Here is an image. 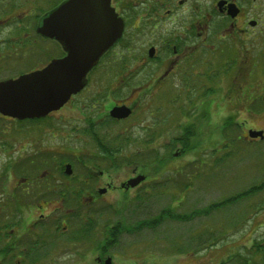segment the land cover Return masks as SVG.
<instances>
[{"label":"rangeland","instance_id":"374dc122","mask_svg":"<svg viewBox=\"0 0 264 264\" xmlns=\"http://www.w3.org/2000/svg\"><path fill=\"white\" fill-rule=\"evenodd\" d=\"M24 1L26 6L14 8V17L22 16L24 11L30 8H33V15H35L45 10L47 2L51 0L44 4H42L43 0ZM0 5L3 3L0 2ZM257 6L259 9V4ZM3 18L1 17V20ZM1 20L0 22H3ZM1 24L0 43L11 41L6 33L9 30L8 27L12 25L9 24L6 28ZM158 26L161 27V23ZM259 31H254L250 37L231 38L226 47L223 43L217 49L211 47L214 46V41L211 40L213 36L208 35L205 43L210 45L205 46L204 58L210 59L212 68L220 70V81L213 87L214 95H206L203 101L201 99L197 102L198 112L195 117L189 119L179 117L176 111L182 107L172 109L174 100L169 98L170 94H163L165 103L156 102V106L157 108H160V105L167 106V109L158 111L156 125H149L148 119L145 122H138L133 115L125 122L111 126L109 135L113 137L121 134L118 136L121 141L120 158H128L132 161L144 160L143 162L147 161L148 164L147 155L150 156L149 158L152 157L150 161H154V164L150 162L152 166H149V169L154 172H151V179L136 188L135 193L129 194L128 198L124 197L126 194L122 196V199L117 195L106 198L104 203H98L100 207L97 208V212L95 210L87 214L93 222L91 224L94 228L92 242L83 241L78 235L72 242L65 235L56 243L52 252L48 253V257L39 262L25 264H98L94 258L105 254L104 258L110 257V264H220L234 253L243 252L245 247L250 246L253 239L261 238L264 231V139L251 141L242 138L246 129L243 127L264 129V108H262L264 103L261 104V101L264 102V28ZM41 46L48 51L53 44L42 42ZM130 48L132 52L129 57H132L126 61L123 60V57L127 56L125 52L122 57L115 54L106 56L105 63H115V67L119 70L115 68L114 73L109 69L106 72L105 67L100 68L99 72H95L92 76L93 81L90 82V86L88 85V88L77 96L78 98L73 99V103L71 102L73 106L69 105L63 112L67 115L73 112L77 120H82L78 115L80 111L84 112V116L94 115V111L104 104L95 105L92 114L89 113L91 108L87 110L86 107L90 101L83 97L98 94L103 89L105 91V86L110 84L108 81H112L113 73L117 77L118 84L125 79L124 93L120 86L116 88V82H113L109 88H113L112 90L119 95V98H125L126 94H129L128 91L133 88L131 82L134 67L130 62L140 52V46L135 40L130 44ZM142 50H144L143 45ZM121 51L122 48H119V52ZM3 53H0V78L15 72L11 63L17 58L15 56L7 58L6 55L2 56ZM159 56L161 57L162 54L159 53ZM228 65L231 66L228 68ZM225 68L228 69L223 74ZM121 69L124 70L121 71ZM193 72L196 71L193 69ZM197 78L195 76L193 87H195V81L199 82ZM127 80L129 84L126 83ZM170 88L169 92H173L172 95L180 87L179 84L178 86L171 84ZM239 97H243L244 100L240 101ZM253 98L255 99L252 100ZM250 101L251 104H249ZM178 102L179 105H183L181 103L184 100ZM250 111L256 113L248 115ZM201 112H210L211 116L204 114V119L200 120L197 116H202ZM235 112L234 120L237 127L232 128V132L229 131L226 137L221 136L219 128L223 123V116ZM191 122L189 127L193 129V134L191 132L193 136L190 137V148L183 151L180 144L174 143V138L186 136L184 133L187 127L184 126ZM16 127H20V124L5 121L0 117V145H9V137L16 132ZM30 127H37L39 131L46 127V124H29ZM199 128L202 131H198ZM16 133H18L17 141H21V133ZM28 135L31 140L35 134ZM127 135L133 136L134 141L124 142ZM203 136L204 145L201 146ZM68 139L63 143L57 141L58 144L54 143L48 148H43L41 145V147H35V143L29 145L24 155L33 161L25 162V173L40 174L45 170V163L43 165L41 156L38 157L40 153L42 155L45 153L51 154L48 159L52 163V169H55L61 159L69 158L74 161L73 174H79L81 166L74 157L87 158L88 154L96 155L97 151L93 144H89L86 140L80 146L78 141L72 143V140L68 141ZM108 143L110 140H107ZM15 147L13 146L9 151L12 154L7 153L5 156L0 151V173L4 170L7 155H11L13 160L20 159L15 157L17 154ZM104 154L106 155L104 158L114 157L108 156L106 152ZM132 155H136L135 158H132ZM130 170L129 167L124 168V178L130 174ZM251 187L255 188L246 196L235 201H227L224 206L212 208L205 213V209H208L210 205L222 203ZM145 190L149 192L145 193ZM106 201H109L112 206H105ZM102 208L105 209L101 210ZM202 209L205 214L199 213ZM165 212L166 214L168 212L170 216L162 218ZM152 219H154V227L144 225L140 229H135L139 221L148 223ZM73 222H66L68 231L78 232L82 229L85 231L82 220ZM116 222L124 225L125 230L118 234L117 245L101 254L100 251L106 249V246H100L99 242L104 235L102 228ZM181 250L185 252L179 253L183 252ZM57 254L60 256H55ZM78 255H84L85 258L79 259ZM54 257L56 258L52 259ZM0 264L13 263L0 261Z\"/></svg>","mask_w":264,"mask_h":264},{"label":"flooded vegetation","instance_id":"af4514ba","mask_svg":"<svg viewBox=\"0 0 264 264\" xmlns=\"http://www.w3.org/2000/svg\"><path fill=\"white\" fill-rule=\"evenodd\" d=\"M28 1L33 2L34 0ZM47 1L43 0L42 4ZM64 1L66 0H51L47 2L45 10H41L35 15H33V8H30V10L24 11L22 16L14 17V8L26 6V1L0 0L3 3L0 5V15H2L0 20L1 17H4L1 20L3 22L0 23L6 28L9 24L12 25L8 27L9 30L6 33L11 41L0 43V53L4 52L2 56L6 55L7 58L17 57L11 63L15 72L0 78V81L16 79L20 75L41 70L52 60L65 56L60 42L44 37L37 32L41 19ZM219 2L221 5L218 4ZM228 4H234L237 9L236 15L228 14ZM110 7L114 10L117 18L122 21V33L88 72L86 85L81 91L71 96L60 109L48 113L43 118L19 120L0 114V117L5 121L20 124V127H16V132H20L22 135L21 141H17L18 133L14 132L9 137V145H0V151L4 156L10 153L13 146H16L15 157L20 158L13 160L11 155H7L4 170L0 173V246L5 248V252L0 253L2 262L13 264L39 262L48 257V253L52 252L56 243L65 235L72 242L77 235L83 241L92 242L94 239L93 225L85 227V231L82 229L77 232L76 230L68 231L66 222L82 220V222L88 221L92 224L90 215L87 214L95 210L97 212V208L100 207L98 203H104L106 198L115 195L122 199V196L126 194L124 197L128 198L129 194L135 193L136 188L149 181L152 176L151 172H154L149 169V166L154 164V161H150V159L148 164L147 161L143 162L144 160H126L119 157L121 153L118 157L114 155L112 158H104L106 155L102 149H108V147L115 149V138L121 136V134L111 136V143L107 144L111 126L119 125L133 115L138 122H145L148 119L149 125H156L158 111L161 112L163 108L167 109V106L160 105V108L156 106V102L165 103L163 94H170L169 98L174 100L172 109L182 107L181 110L176 111L179 117L184 119L195 117L198 112L197 102L201 99L203 101L205 97L204 75L206 72L201 68L205 67V46L209 47L210 45L205 43L208 35L209 37L213 36L211 40L214 41V46L211 47L217 49L223 43L226 47L231 38L250 37L254 31L257 32L264 28V0H110ZM18 18L20 20H17ZM159 23H161V27L158 26ZM134 40L140 46V52L130 62L134 67L131 82L133 88L128 91L129 94H126L125 98H119V95L112 90L113 88H109L117 80L114 75L117 67H115V63H105L104 58L109 54L122 57L124 52L127 54L126 57H123L124 61L131 58L132 56L129 57L132 52L130 44ZM42 42L53 44V47L49 48V52L46 51L47 48L41 46ZM142 45L144 50L141 51ZM119 48H122L121 52H119ZM159 53L162 54L161 57ZM148 65L149 67H147ZM104 67L106 72L108 69L114 71L112 81H108L110 84L105 86V91L103 89L98 94L83 97L90 101V104L86 106L87 110L89 107L91 108L89 113L93 114L95 105L98 106L100 103L104 105L96 109L92 116H84V112L80 111L82 114L79 112L78 115L82 120H77L73 112L68 115L63 112L69 105L73 106V99L80 96L88 88V85L90 86V82L93 81L92 76ZM227 67L229 68L230 65ZM117 69L119 70V68ZM193 69L196 72H193ZM199 69L201 70L199 71ZM227 69L225 68V70ZM213 70L218 71L219 78L220 70L215 68ZM188 72L190 73L188 74ZM223 74H225L224 71ZM195 76L199 81L196 82L197 87L192 86ZM126 83L129 84V80ZM171 84L176 86L179 84L180 87L172 95L173 92H169ZM115 86L116 88L120 86L124 93L125 79L121 80L119 84L116 82ZM182 99L184 100L181 103L183 105H179L178 101ZM239 100L242 101L244 98L239 97ZM167 102L170 101L167 100ZM122 105L131 110L130 115L123 119L111 117L110 110ZM253 113L256 112L250 111L248 115ZM204 114L201 112L202 116H197L198 119H204ZM234 114L236 112L224 115L222 122L224 123L228 117L235 119ZM178 116L176 117L179 118ZM208 116H211L210 112H208ZM34 120H38V124L45 123L46 127L39 131L37 127L29 128V124H34L30 121ZM213 122L215 123V121ZM231 123L237 125L235 120ZM243 128H246L242 136L245 140H260L247 137L249 129L263 130L262 139H264L263 128ZM198 131H202V129L199 128ZM221 131L226 130L220 126V134ZM28 134L35 135L30 140ZM67 138H69L68 141L72 140V143L78 141L79 145L86 140L89 144L92 143L97 151L96 155L88 154L87 158L83 157L84 159L73 156L81 166L79 174H73L74 161L69 158L61 159L55 169H52V163L46 161V169L40 174L25 173V162L29 160L25 155L29 145L35 143V147L41 145L43 148H48L54 143L58 144L57 141L66 142ZM201 140L202 146L204 145V136ZM120 147L118 145L119 149ZM66 165L70 166V174L64 173ZM125 167L131 169L126 178L123 174ZM10 171L13 173L10 174ZM139 175L144 176L143 181L134 187L126 186L128 180ZM148 192L145 190V193ZM105 206H112V204L106 201ZM103 209L105 208L101 210ZM123 230L125 227L119 222L106 225L102 228L104 235L99 241L100 245L107 246L110 239H113V235L119 234ZM118 236L114 245L106 247L105 251H100V253L103 254L109 248L116 246ZM85 251L87 252V250ZM105 255H97L94 259L98 264H102L101 262L105 264V261L110 259V257L104 258ZM78 258L84 259L85 256L78 255Z\"/></svg>","mask_w":264,"mask_h":264},{"label":"water","instance_id":"95a60500","mask_svg":"<svg viewBox=\"0 0 264 264\" xmlns=\"http://www.w3.org/2000/svg\"><path fill=\"white\" fill-rule=\"evenodd\" d=\"M221 5V2L218 3ZM234 4L228 14L236 15ZM123 29L110 7V0H66L48 12L37 32L60 42L65 56L52 60L43 69L0 81V113L19 120L45 117L60 109L86 85V75L99 58L120 37ZM131 110L122 105L109 114L116 119L128 117ZM250 138H263L261 130H248ZM65 174H70L66 165ZM144 179L136 176L126 182L134 187ZM110 264V259L105 261Z\"/></svg>","mask_w":264,"mask_h":264},{"label":"trees","instance_id":"16d2710c","mask_svg":"<svg viewBox=\"0 0 264 264\" xmlns=\"http://www.w3.org/2000/svg\"><path fill=\"white\" fill-rule=\"evenodd\" d=\"M228 50V48L226 49V51ZM231 51V50H230ZM232 54V53H231ZM231 66V65H230ZM214 68L211 67V64H210V59H207L205 61V75H204V96L206 95H210V94H213L214 91H215V88L214 85L219 81V78H218V71L216 70H213ZM224 72H226L227 70H224ZM195 87H197L196 85V81H195ZM190 103V102H189ZM264 102L261 101V104H263ZM191 105V103L189 104ZM187 106V105H186ZM184 106V107H186ZM183 107V108H184ZM264 108V107H262ZM182 109V108H181ZM180 109V110H181ZM208 115V113H205ZM234 120V118L232 117H228L224 120V123L221 125V128H224L226 131H221V136H227L228 133L232 132V127H234L235 125H233L231 122ZM30 123H36L38 124L39 121L38 120H34V121H30ZM111 125V123H109ZM192 122L191 123H188V125L184 126V127H187L186 130H185V135L186 136H182L181 138H174V143H178L180 144L182 147H183V151H187L189 148H190V137L193 136V129H191L189 126H191ZM230 127V128H229ZM227 128V129H226ZM189 129V130H188ZM230 131V132H229ZM192 132V134H191ZM126 138L124 139V142L126 141H130V142H133L134 141V138L133 136L131 135H127L125 136ZM181 139V140H180ZM109 140H110V143H111V135L109 136ZM115 143H116V148L115 149H110V147H108V149H105L103 148L102 149V152H106L108 154V156L110 155H115L118 157V154L120 153V149L118 148V145L120 146L121 145V141L116 137L115 138ZM51 155V154H49ZM48 154H43V155H39L38 157L41 156V161L43 162L42 164L44 165V163L46 161H50L48 159V157H50ZM34 157H37V155H33ZM54 156V155H52ZM136 155H132L131 157L132 158H135ZM150 156L147 155V159H151L149 158ZM45 158V160H44ZM127 158V157H126ZM48 159V160H47ZM128 160V158L126 159ZM30 161V162H29ZM33 160H28L29 163H31ZM46 169V168H45ZM255 188V187H254ZM253 187L249 188L248 190H245L243 191L242 193H240L239 195H236L235 197H231V198H228L226 199V201L224 202H219L217 204H212L208 207V209H205V213L208 212L210 209H215V208H218V207H221V206H224V203H227V201H235V200H238L240 198H242L243 196H246L247 193H250L252 192V190L254 189ZM199 213H204V209L200 210ZM195 215V214H194ZM170 215H168V212L166 214V212L163 214L162 218L164 217H168ZM182 218V217H181ZM80 222V221H79ZM148 222V221H147ZM87 223V224H85ZM82 224L85 225V227H88V226H92L90 224V222L88 223L87 222H83ZM80 224V225H82ZM144 225H150L149 227L152 228L154 227V219L152 220H149L148 223L146 222H143V221H139L137 223V228H135L136 230L137 229H140L142 228V226ZM130 231V230H129ZM117 235L118 234H114L113 235V239L109 241V243L107 244L106 247H110L112 245H114L117 241ZM101 246V245H100ZM205 248V247H204ZM185 250V249H184ZM204 250V249H203ZM183 251V250H181ZM5 252V248L4 247H0V253H4ZM185 251L183 252H179V253H184ZM2 262V261H1ZM2 263H5V262H2ZM220 264H264V231L263 233L261 234V238H257V239H253L250 246L248 247H245L243 252H236V254L234 253V255H231L230 257H228L226 260L222 261Z\"/></svg>","mask_w":264,"mask_h":264}]
</instances>
